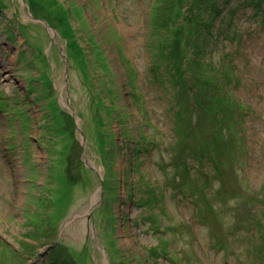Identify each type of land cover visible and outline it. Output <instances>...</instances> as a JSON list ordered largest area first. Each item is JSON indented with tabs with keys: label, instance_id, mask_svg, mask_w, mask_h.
Returning a JSON list of instances; mask_svg holds the SVG:
<instances>
[{
	"label": "rangeland",
	"instance_id": "1",
	"mask_svg": "<svg viewBox=\"0 0 264 264\" xmlns=\"http://www.w3.org/2000/svg\"><path fill=\"white\" fill-rule=\"evenodd\" d=\"M249 1L0 0V264L263 263L264 8ZM66 169L56 216L36 196L62 198Z\"/></svg>",
	"mask_w": 264,
	"mask_h": 264
},
{
	"label": "trees",
	"instance_id": "2",
	"mask_svg": "<svg viewBox=\"0 0 264 264\" xmlns=\"http://www.w3.org/2000/svg\"><path fill=\"white\" fill-rule=\"evenodd\" d=\"M248 4H251L253 7H256V8H264V0H251V1H249V2H247ZM35 7H36V5L33 3V2H31V6H30V10L31 11H33L34 9H35ZM71 11V10H70ZM264 11V10H263ZM69 13V12H68ZM71 13H72V11H71ZM70 14V13H69ZM70 16H72V14H70ZM76 31V30H75ZM57 32H58V34L59 35H61L62 36V32L61 31H59V30H57ZM67 41V43H66V47H67V60L69 61V59L70 60H72V61H74L75 63H76V61H77V58H78V55L80 54V51L79 50H81L80 48H79V46H80V44H79V42L76 40V39H73L72 41H69L68 39L66 40ZM81 47V46H80ZM46 59H47V57H45ZM47 61L49 62V60L47 59ZM49 64V63H48ZM49 66L51 67V65L49 64ZM135 72V71H134ZM130 74H131V72H130ZM222 121V120H221ZM221 121H218V123H221ZM224 121V120H223ZM55 130L58 132V135H60L61 136V128H58V129H56L55 128ZM102 142V141H101ZM205 144V147H207V151H208V153H209V155H208V157L210 158L211 156H215V145H214V142H212L211 140H209V143H204ZM101 146V145H100ZM204 147V148H205ZM206 150H205V152H207ZM194 154V153H193ZM212 159H215V158H213L212 157ZM57 163H59V167H61L62 165H64V161L63 160H58L57 161ZM54 164V163H53ZM66 173H67V178H66V175L64 174V173H60V174H56V176H55V178L57 179V180H59V183L61 184V186L63 187V189H61V190H59V192H60V195H62L63 197L61 198V197H57V195H54L53 194V192H56V191H58V189H59V187H58V185H55L54 187L53 186H48V184H45V192H43L42 194H43V196H44V199L43 198H40L41 197V194H40V196L38 197V196H36L37 197V199L39 200V199H42L43 200V202L44 203H46V206L44 207V208H46V209H48V210H50V209H55V214L54 215H58L59 213H62L64 210H66L67 209V207H68V205L71 203V200L69 199V197H71V195H73L74 193H73V190H74V184H73V182H72V180H70V177H71V172H69L67 169H66ZM66 179H68V181L71 183V184H73V186H72V189H70V190H67L64 186H63V183L65 184L66 183ZM60 186V187H61ZM64 188H65V190H64ZM62 190H64V192L62 191ZM50 193V195H51V197L50 196H47V194H49ZM66 196V197H65ZM45 199H46V201H45ZM69 203V204H68ZM98 209H100V210H102V211H104L103 209H101V208H98ZM49 217H51V216H49ZM93 220H95V219H93ZM94 223H95V221H94ZM57 229L58 228H46V232H45V236H47V237H50L51 235H55L56 233H57ZM264 234V233H263ZM34 235H36V234H34ZM41 235V234H40ZM44 235V234H43ZM262 239V238H261ZM22 241V240H21ZM263 241H264V238H263ZM22 242H24V240L22 241ZM26 244H30V243H28V242H25ZM35 245V244H34ZM33 244H32V246H34ZM59 246H57V248L54 250V251H52V254H51V259H50V262H52V256L54 255V253H56L57 251H59V250H62V251H64L65 250V248H63V244H58ZM264 249V248H263ZM69 251H72V252H74V254L75 255H77V252L75 251V250H69ZM263 253H264V251H263ZM80 255H79V253H78V255H77V257H76V261H77V263H74V264H85L86 263V261L85 262H83V261H80ZM262 264H264V261H263V263Z\"/></svg>",
	"mask_w": 264,
	"mask_h": 264
},
{
	"label": "bare ground",
	"instance_id": "3",
	"mask_svg": "<svg viewBox=\"0 0 264 264\" xmlns=\"http://www.w3.org/2000/svg\"><path fill=\"white\" fill-rule=\"evenodd\" d=\"M47 5L49 7V10H52V12H53V5H51V3L49 1L47 2ZM55 10H57V9H55ZM60 173H63V172H60Z\"/></svg>",
	"mask_w": 264,
	"mask_h": 264
},
{
	"label": "water",
	"instance_id": "4",
	"mask_svg": "<svg viewBox=\"0 0 264 264\" xmlns=\"http://www.w3.org/2000/svg\"><path fill=\"white\" fill-rule=\"evenodd\" d=\"M72 218H73V217H70L68 220L71 221ZM69 221H68V222H69ZM68 222L65 221L64 224H66V223H68ZM64 224H63V225H64Z\"/></svg>",
	"mask_w": 264,
	"mask_h": 264
}]
</instances>
